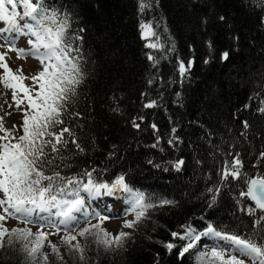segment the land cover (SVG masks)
Returning a JSON list of instances; mask_svg holds the SVG:
<instances>
[{
  "label": "trees",
  "instance_id": "obj_1",
  "mask_svg": "<svg viewBox=\"0 0 264 264\" xmlns=\"http://www.w3.org/2000/svg\"><path fill=\"white\" fill-rule=\"evenodd\" d=\"M140 2L44 0L68 14L70 36L82 37L73 41L79 53L72 55L82 57L84 73L63 123L51 129L67 127L72 135L65 133L68 143L58 153L45 147L52 161L45 174L86 183L83 174L91 171L96 183L109 185L123 175L154 205L125 232L123 247L105 249L88 235L80 237L83 260L63 244L55 264H200L205 253L181 255L182 241L172 236L188 227L199 234L211 226L264 244V212L241 196L247 180L264 177L261 0H147L143 11ZM142 23L156 35L143 38ZM181 62L186 68L191 62L183 76ZM151 102L154 107H145ZM234 158L241 162L240 177L225 180L221 172ZM128 221H135L134 213ZM0 264L30 261L22 244L13 243L0 249Z\"/></svg>",
  "mask_w": 264,
  "mask_h": 264
},
{
  "label": "snow or ice",
  "instance_id": "obj_2",
  "mask_svg": "<svg viewBox=\"0 0 264 264\" xmlns=\"http://www.w3.org/2000/svg\"><path fill=\"white\" fill-rule=\"evenodd\" d=\"M261 4L264 6V0H261ZM146 7H150L147 0H141L140 10L143 11ZM220 19L223 20L224 17L221 16ZM20 21L24 23L21 24ZM0 22L6 25L0 28V39L5 40L8 51H16L18 58L31 55L43 66L42 71L31 77L33 87L29 88L23 83L25 79H28L22 74L23 70L19 69L17 73H13L6 63H2L6 54L0 53V68L4 69L0 83L5 88L12 89V98L17 108L25 100L27 101V110L23 119V135L19 137L14 135L15 126L12 130L5 129L3 118H0V132H4L0 140L7 141L0 144V210L3 213L0 214V249L13 243H21L30 264H38V261L41 264H47L48 257L42 253V249L48 233H32L27 229L9 230L3 224L9 217L22 218L24 222L32 223L34 214L37 220L56 228L57 233L62 225L66 233L62 237V243L70 250L79 253L81 260L84 258V248L79 242L73 243L77 241V236L87 238L88 235H92L95 242L105 249H111L113 246L123 247L128 233L120 232L112 235L100 228L99 224L76 231L81 222L77 213L84 217L85 223H90L87 219L88 213L84 210L85 196L81 193H85L88 198L98 196L101 189L109 195L116 191L126 193V200L130 211L135 214V221H126L123 225L125 228L134 227L135 223L145 216L146 210L154 206L152 203L145 202L143 193L130 188L125 183L123 175L109 185L96 183L91 171H85L83 174L88 178L86 183L75 178L61 177L59 172L46 175L44 171V166L52 163L48 154L45 153V147L50 148L51 153H58L60 151L58 146H66L68 143L64 139L65 133L72 135L67 127L59 131L51 129L63 123L62 114L67 111L68 104L76 95L77 87L83 81L84 73L79 62L82 57L72 55L73 52L79 53V48L73 46V41L82 37L70 36L68 14L61 16L58 11L48 8L44 0H35V2L33 0H0ZM140 28L143 38L156 35L150 24L142 23ZM5 33L15 35H5ZM19 36L29 37L28 44L31 49L29 52L25 53L23 49L14 47ZM158 46L157 43L146 45L153 49ZM222 58L227 60L228 53H223ZM148 59L154 60V57L149 54ZM190 67L191 62L188 68L181 62L180 74L183 76ZM36 85H39V90H35ZM18 91L23 93V98H18ZM154 106L155 102L145 104L147 108ZM259 111L264 112V108ZM133 126L138 128L139 124L133 121ZM244 126L245 128L248 126L247 122ZM152 127L156 126L153 124ZM72 143L76 144V141L72 140ZM76 147L79 148V144H76ZM182 163L183 161H179L175 165L177 170ZM240 167V160L234 158L222 170V178L226 180L231 176L239 179ZM73 185L75 187H72ZM246 185L247 190L241 192V196H247L254 202L255 209L264 212V177L249 179ZM162 203L171 202L163 201ZM255 209L250 208L249 212L254 213ZM99 219L103 220L105 217H99ZM72 232L76 234H70ZM209 234L228 241L232 246L231 251L226 254L225 250L213 248L199 257L200 264H246L244 257H247L251 264H264V244H257L250 238L223 235L211 226L204 233V235ZM172 236L179 239L187 237L195 241L200 240V235H193L190 227L187 228L185 235L173 232ZM193 246V243H188L180 254L183 255ZM49 247L57 257L62 259L57 245L49 243ZM165 247L171 251L174 245L167 243ZM233 253H239V256Z\"/></svg>",
  "mask_w": 264,
  "mask_h": 264
},
{
  "label": "rangeland",
  "instance_id": "obj_3",
  "mask_svg": "<svg viewBox=\"0 0 264 264\" xmlns=\"http://www.w3.org/2000/svg\"><path fill=\"white\" fill-rule=\"evenodd\" d=\"M21 11V10H19ZM21 24L24 21H20ZM6 25L3 22H0V28H4ZM5 35H12L15 34H7ZM29 37L28 36H19L16 41L14 47L16 49H23L25 53L29 52L30 45L28 44ZM0 53H5V60L2 63H6L8 68L11 69L13 73H17V70L22 69L23 75L28 77L23 81L24 85L32 88L33 81L31 80L32 76H35L37 73L42 71L43 66L40 64V61L34 58L31 55H27L25 58H18V54L16 51H8V45L6 44L4 39H0ZM4 69L0 68V77H3ZM35 90H39V85L35 86ZM35 95V92H33ZM18 98H23V93L18 91ZM27 110V101L19 106L16 107L13 98H12V89L5 88L2 83H0V118H3V127L8 130H12L13 126H15L14 135L16 137L21 135V127L23 124L24 113ZM4 132H0V136H3ZM7 141L0 140V144H3ZM82 196H85V208L84 210L88 213V221L90 223L84 222V217L81 216L80 213H77L78 219H80V224L77 227L76 231L78 232L83 227L92 225V224H99L100 227L112 235H116L120 232L128 231V228H125L123 225L126 221L130 220L132 212L129 209V204L123 198L122 191H116L114 194H107L105 190H101V193L98 196L88 198L85 193H81ZM109 208L110 210H108ZM111 208L114 211H111ZM116 209V210H115ZM0 214L2 210H0ZM47 215V214H41ZM99 217H105V219L100 220ZM34 222L26 223L23 219H16L9 217L7 218L3 224L4 227L10 229H27L30 230L32 233L37 232H44L48 233L47 240L44 241V247L42 249V253L47 255L48 260L47 264H55L56 260L60 258L57 257L55 253L52 252L51 248L49 247V243L57 245L59 248L60 257L63 256L64 246L62 243V237L66 234L63 226H60V230L57 233V229L54 227H49L44 221L37 220L36 215L34 214L32 217ZM70 234L75 235V232ZM186 234V232H185ZM183 234V235H185ZM193 235H197L198 233ZM200 240L195 241L191 240L190 238L181 239L182 241V250L188 243H193V247L189 250H196L199 252L206 253L207 251H211L213 248L207 246L210 243H217L215 245L219 246L216 248L217 250H225L226 254L231 251V245L228 241L222 240L218 237H215V240H211V242H206L205 236L203 233H199ZM80 237L77 236V241L73 243L79 242ZM181 250V252H182ZM239 256V253H233ZM246 264H251V261L244 257ZM38 264H41L38 261Z\"/></svg>",
  "mask_w": 264,
  "mask_h": 264
},
{
  "label": "water",
  "instance_id": "obj_4",
  "mask_svg": "<svg viewBox=\"0 0 264 264\" xmlns=\"http://www.w3.org/2000/svg\"><path fill=\"white\" fill-rule=\"evenodd\" d=\"M253 179V178H252ZM247 190V185H246V188H245V191ZM248 198V197H247ZM248 200L252 203V205L255 207V205H254V202L252 201V200H250L249 198H248ZM259 210V209H258ZM261 211V210H260Z\"/></svg>",
  "mask_w": 264,
  "mask_h": 264
},
{
  "label": "bare ground",
  "instance_id": "obj_5",
  "mask_svg": "<svg viewBox=\"0 0 264 264\" xmlns=\"http://www.w3.org/2000/svg\"><path fill=\"white\" fill-rule=\"evenodd\" d=\"M108 210H110L109 208H107ZM116 210V209H115ZM111 211H114V209L111 208ZM199 241V240H198Z\"/></svg>",
  "mask_w": 264,
  "mask_h": 264
}]
</instances>
